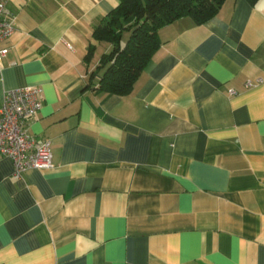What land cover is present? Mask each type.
<instances>
[{"label":"crops","instance_id":"1","mask_svg":"<svg viewBox=\"0 0 264 264\" xmlns=\"http://www.w3.org/2000/svg\"><path fill=\"white\" fill-rule=\"evenodd\" d=\"M118 2L7 1L0 101L41 88L27 130L53 167L14 178L0 156V264H264V0L162 26L132 91L106 94L93 31Z\"/></svg>","mask_w":264,"mask_h":264},{"label":"trees","instance_id":"2","mask_svg":"<svg viewBox=\"0 0 264 264\" xmlns=\"http://www.w3.org/2000/svg\"><path fill=\"white\" fill-rule=\"evenodd\" d=\"M225 0H119L94 27L93 37L106 41L89 81L96 79V90L106 94H128L153 53L160 46L158 30L181 17L200 24L214 16ZM254 4L257 0H247ZM89 45L85 59H91ZM92 84V82H91ZM94 84V83H93Z\"/></svg>","mask_w":264,"mask_h":264},{"label":"built area","instance_id":"3","mask_svg":"<svg viewBox=\"0 0 264 264\" xmlns=\"http://www.w3.org/2000/svg\"><path fill=\"white\" fill-rule=\"evenodd\" d=\"M8 0H0V40L14 30V16L7 8ZM5 54L0 49V58ZM263 81L258 77L248 81L251 86ZM42 90L38 86H23L6 90L0 101V156L8 157L13 165L12 176L21 178L28 169L53 167L52 144L49 138H37L27 130V123L40 110Z\"/></svg>","mask_w":264,"mask_h":264}]
</instances>
